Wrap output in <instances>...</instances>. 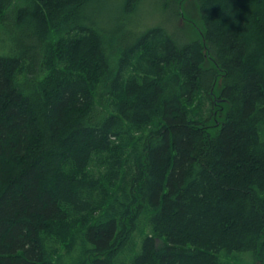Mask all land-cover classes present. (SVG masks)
I'll return each mask as SVG.
<instances>
[{"label":"trees","instance_id":"1","mask_svg":"<svg viewBox=\"0 0 264 264\" xmlns=\"http://www.w3.org/2000/svg\"><path fill=\"white\" fill-rule=\"evenodd\" d=\"M140 1L0 0V264H264V0Z\"/></svg>","mask_w":264,"mask_h":264},{"label":"rangeland","instance_id":"2","mask_svg":"<svg viewBox=\"0 0 264 264\" xmlns=\"http://www.w3.org/2000/svg\"><path fill=\"white\" fill-rule=\"evenodd\" d=\"M104 1L103 8L107 9V12L111 14L112 17H118V9L120 6L121 0H102ZM189 4L185 7L191 11V16L196 17V13L194 12V5L192 0H188ZM156 0H141L140 5L136 11V13L130 18L129 24L130 27L135 30V32L144 31L150 27L157 26L163 24L165 28L169 31L173 25H175L178 20L175 18L172 22L171 19L174 15V7L172 4L169 5L168 11L162 14L159 11V7L157 5ZM105 9V10H106ZM188 12V11H187ZM116 15V16H115ZM174 22V24H173ZM113 23V22H111ZM180 24V23H178ZM182 35L186 40H194L197 38V33L193 32L190 28H185L184 22L182 23ZM177 30V29H176ZM239 259L236 261L235 264H252V258L250 257L249 253H241L238 254ZM234 262V261H233Z\"/></svg>","mask_w":264,"mask_h":264}]
</instances>
